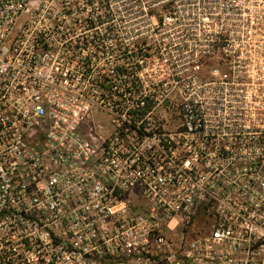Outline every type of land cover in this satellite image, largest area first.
I'll list each match as a JSON object with an SVG mask.
<instances>
[{"label": "built area", "instance_id": "1", "mask_svg": "<svg viewBox=\"0 0 264 264\" xmlns=\"http://www.w3.org/2000/svg\"><path fill=\"white\" fill-rule=\"evenodd\" d=\"M0 264H264V0H0Z\"/></svg>", "mask_w": 264, "mask_h": 264}]
</instances>
